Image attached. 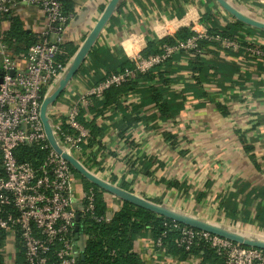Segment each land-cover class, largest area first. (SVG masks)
Segmentation results:
<instances>
[{
    "label": "crops",
    "instance_id": "0c3cea01",
    "mask_svg": "<svg viewBox=\"0 0 264 264\" xmlns=\"http://www.w3.org/2000/svg\"><path fill=\"white\" fill-rule=\"evenodd\" d=\"M226 1L252 19L264 17V0ZM108 2L70 0L63 44L77 52ZM208 13L216 21L218 16L219 22H233L215 0H120L56 103L66 93H85L103 74L113 73L107 66L124 58L130 61L148 44L174 37ZM10 15L38 40L46 25L42 10L18 5ZM3 21L7 31L10 22ZM206 42L196 53L209 61L201 83L195 79L198 72L190 71L192 59L186 61V54L176 53L167 61L164 99L173 101L162 102L180 105L175 114L167 110L162 118L154 105L141 107L142 97L134 91L118 95L107 106L95 104L102 98L83 109L80 121L98 131L90 135L93 146L83 148V162L99 168L104 181L124 186L141 199L225 228L264 235V60L222 52L217 41ZM146 86L159 84L150 81ZM107 203L111 213L121 205L116 198ZM15 237L6 241L5 236L1 242L0 255L8 264H17ZM134 251L143 264H209L195 255L183 260L166 256L145 236L134 242Z\"/></svg>",
    "mask_w": 264,
    "mask_h": 264
},
{
    "label": "built area",
    "instance_id": "2783aa9c",
    "mask_svg": "<svg viewBox=\"0 0 264 264\" xmlns=\"http://www.w3.org/2000/svg\"><path fill=\"white\" fill-rule=\"evenodd\" d=\"M62 1L0 0V16L8 15L18 5H27L42 10L46 22L37 42L25 54L17 55L3 42L2 23L5 21L0 19V230L6 234V241L19 233L25 264H77L72 245L74 214L91 217L96 195L94 189L88 188L81 193V199L73 203L70 166L48 144L40 120L42 100L63 77L69 64L57 60L62 54L63 35L70 20V16L64 14ZM188 29L193 34L188 39L164 44L156 55L144 57L140 52L135 53L130 57L131 70L103 74L85 93L76 97L66 93L59 104H53L47 117L57 146L81 164L83 148L90 137L89 129L80 121L82 110L102 99L110 88L133 80L136 74H145L164 65L176 53L186 54L184 58L188 61L189 54L198 53L201 41L215 40L222 52L264 60L262 36L247 37L244 44L218 35L211 38L201 19ZM20 146L47 150L39 167L17 161L15 151ZM88 171L105 180L99 168ZM104 197L107 201L114 198L109 194ZM92 218L96 222L103 220V217ZM164 225L178 234L175 243L186 251L203 243L221 264H264L262 250L243 247L172 221ZM85 239L82 237L83 245ZM157 245H160V239ZM54 246L57 247L54 250L56 261L51 262L47 253Z\"/></svg>",
    "mask_w": 264,
    "mask_h": 264
},
{
    "label": "trees",
    "instance_id": "16d2710c",
    "mask_svg": "<svg viewBox=\"0 0 264 264\" xmlns=\"http://www.w3.org/2000/svg\"><path fill=\"white\" fill-rule=\"evenodd\" d=\"M63 10L65 15H69L71 12L70 0H63ZM0 16V19L10 22V27L7 31L2 33L3 42L10 48V50L17 55L25 54L30 46L37 42L30 34L23 30L22 24L17 17L10 15ZM231 17V16H230ZM232 18V17H231ZM212 18L210 13L207 17L202 19L203 26L207 28L208 35H218L220 38L232 39L241 43H245V38L252 35H259L264 37V32L247 27L234 18L233 22H222ZM193 34L189 29L182 28L176 32L174 37L161 40L158 44L150 43L146 49L141 52V55L147 57L149 55H156L160 53V47L164 44L172 45L175 40L184 41L191 37ZM207 45L206 41L199 42V48ZM62 54L57 56V60L63 63H69L76 53V48L63 44L61 46ZM192 58H188L190 71L197 73L195 79L201 83L205 77V72L208 71L209 61L199 58L195 53L190 54ZM102 59V58H100ZM105 62L104 60H99ZM101 63V65H103ZM133 68L132 63L127 59H122L115 65L107 66L106 69L113 73H120L124 70H131ZM167 68V62L157 68L150 70L145 74H136L135 78L125 84L112 87L104 93L103 102H95L96 105L107 106L116 100V97L127 91L138 92L142 97L140 102L141 107H147L154 105L157 113L160 117L163 114H167V110H171L173 115L179 110L180 105L168 106L162 101L170 102L173 99H164V94L167 91L165 87L168 86V80L164 78L163 72ZM150 81H155L159 84V87L152 86L147 87L146 84ZM192 93H195L194 88H189ZM161 104L159 105V103ZM158 114V115H159ZM86 127L90 125H86ZM90 135L94 136L98 134V131L91 128L89 129ZM173 138L168 136V139ZM91 139V140H90ZM93 139L89 137V146H93ZM47 154V150L44 147L36 146H20L15 151L16 159L19 163H28L34 168L40 166ZM86 169H90L92 166L86 163H81ZM70 171L73 177L80 179L85 189L92 188L95 190L96 195L94 198V208L92 211L93 217H103V220L96 222L90 215H79L77 222L74 221V226L78 228L79 237L86 238L84 246L80 255L82 260H78L77 264H143V261L139 254L134 251V242L141 237H147L151 246L155 251H163L166 256L176 257L178 259H187L189 256L195 255L202 259V262L209 264H221V261L215 256L212 250H210L203 243H199L197 246L190 247L189 250L177 247L175 241L178 238V234L175 231H170L164 224L170 223L169 220L160 217L148 210L134 206L125 201H120V208L109 214L108 203L104 197V192L98 190L95 186L84 180L70 167ZM126 191L124 186L119 187ZM5 233L0 230V247L1 242L5 239ZM74 236V234H73ZM160 239V245H157V240ZM15 249H16V263L25 264L24 262V248L21 242L19 233L15 237ZM57 247L54 246L47 253V258L51 262H55L54 250ZM3 257L0 255V264H4Z\"/></svg>",
    "mask_w": 264,
    "mask_h": 264
},
{
    "label": "water",
    "instance_id": "95a60500",
    "mask_svg": "<svg viewBox=\"0 0 264 264\" xmlns=\"http://www.w3.org/2000/svg\"><path fill=\"white\" fill-rule=\"evenodd\" d=\"M120 0H109L105 9L103 10L99 20L97 21L94 28L91 30L89 35L86 37L82 46L75 53L73 58L68 64L67 70L63 77L57 82L53 90L49 93V95L45 96L42 100L40 106V120L42 122L44 132L46 135V139L50 147L62 158L64 159L71 169H73L79 176H81L84 180L102 190L103 192L113 196L114 198L125 201L134 206L140 207L142 209L148 210L160 217H163L169 221L178 223L183 226H187L189 228L206 232L220 238L226 239L243 247L254 248L258 250L264 251V240L258 239L256 237H247L243 234H239L233 230L226 229L223 226L215 225L204 220H200L194 218L192 216L179 213L170 208H167L163 205H157L150 201H146L144 199L135 196L132 193H129L125 190L120 189L118 186L110 184L93 174H91L82 164H80L74 157L69 154L63 152L56 144L52 131L49 125V119L47 117V111L52 107L53 104L56 103L59 96L62 94L68 83L71 79L76 75L80 65L82 64L84 58L87 56L89 51L91 50L94 42L102 31L103 27L106 25L114 10L116 9ZM218 6L229 16L240 22L241 24L256 29L258 31L264 32V22L252 19L245 14L241 13L237 10L233 5H231L226 0H215ZM76 211V207H73ZM79 219V214L75 212L74 221L77 222ZM73 251L75 252V258L82 260V256L80 255L81 250L83 248L82 237L78 235V228L74 226L73 229ZM79 242V243H78Z\"/></svg>",
    "mask_w": 264,
    "mask_h": 264
},
{
    "label": "rangeland",
    "instance_id": "374dc122",
    "mask_svg": "<svg viewBox=\"0 0 264 264\" xmlns=\"http://www.w3.org/2000/svg\"><path fill=\"white\" fill-rule=\"evenodd\" d=\"M227 14V13H226ZM227 16H228V18H230V19H232L228 14H227ZM255 20H258V21H262V22H264V17H255L254 18ZM52 91V89L51 90H49L48 92H47V94H49L50 92ZM85 168V167H84ZM88 170H89V168H88ZM72 190H73V194H72V201H73V203H75V202H77V201H79L80 199H81V193L83 192V191H85V190H87V189H85L84 187H83V185H82V182H81V180L80 179H78V178H76L75 176L73 177V174H72ZM98 189V188H97ZM99 190V189H98ZM102 191V190H101ZM104 194H107V193H105L104 192ZM157 205H159V204H157ZM174 211H177V210H174ZM177 212H179V213H183V212H180V211H177ZM227 228L226 229H230V230H233V231H235V232H237V233H239V234H243V235H245V236H247V237H256V238H258V239H262V240H264V235H261L259 232H257V231H253V230H249V231H244V230H241V229H235V228H233V227H229V226H226ZM79 243V242H78ZM6 264H8V260L7 259H5V260H3Z\"/></svg>",
    "mask_w": 264,
    "mask_h": 264
}]
</instances>
